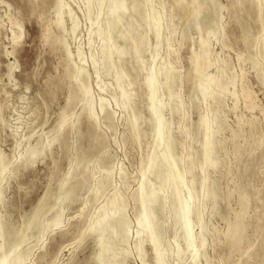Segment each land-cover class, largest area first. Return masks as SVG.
I'll use <instances>...</instances> for the list:
<instances>
[{"label":"rangeland","instance_id":"rangeland-1","mask_svg":"<svg viewBox=\"0 0 264 264\" xmlns=\"http://www.w3.org/2000/svg\"><path fill=\"white\" fill-rule=\"evenodd\" d=\"M57 1L58 5L63 2L61 5L64 6L65 11L63 13L65 29L61 33L55 24L54 0H3L0 3V151L6 155V160L13 156L21 160L26 159L21 163L22 165L13 168L11 172L8 171L2 183L0 198L2 215L20 231L27 216L36 207L42 195L48 191L47 200L54 207L45 211L42 220L51 217L58 206L56 204L60 193L58 186L69 166L76 160V135L69 129L68 120L73 121L79 117V128L83 132L80 144L83 148L92 150L73 172L78 177L85 172L89 180L75 188L74 193L61 203L62 217L59 224L47 223L42 234L29 235L20 244L19 249L22 251L32 247L27 263L94 264L91 257L98 248L97 237L87 235L86 227L95 217L97 208L104 204L115 189L117 191L119 189V193L125 198V212L130 226L125 242L117 237L116 248L118 251L129 250L125 262L127 264H155L150 244H144V261L139 257L136 248V241L141 235L136 233L138 207L133 193L138 186L142 165L154 150V128L150 120L151 110L144 76L151 65L155 52L153 49L156 46L151 30L153 15L151 12L159 10L163 15L162 31L153 65L160 67L157 68L162 72L164 66L171 64L180 74H178L180 78L173 83V90L180 95L184 103L183 108L175 113L165 107L163 119L172 124L175 151L181 158L179 163L181 170L185 166L187 154L195 153L194 173L197 180L195 192L199 194V189L202 191L198 181L204 175L208 185L215 187L216 202L212 203L208 198L203 210V221L207 230L204 235V254L201 253L198 263L264 264L262 2L252 0L256 10L251 11L249 18L251 36L246 43L242 40L239 22L234 17L235 12L232 7L234 0H210L209 10L201 19V28L196 29L191 26L188 35L183 38L181 32L187 25L189 10L181 12L176 0H151V3H145L143 11H148L151 17L148 15L139 28L142 34L144 29H147L145 31L147 46L142 52L144 63L141 68L133 63L134 69L130 74L138 69L136 83L129 86L134 97L131 102H124L120 100L112 72L106 67L99 68L95 72L91 56L95 52L97 62H100L99 58L102 57L101 40L96 34L92 36L90 32L98 25L106 23L104 17L94 23L96 14L104 13L105 5H100L99 0H92V8L87 13L85 0ZM71 17L78 23L75 33L70 31ZM11 20L20 22L21 28L13 25ZM173 25L176 28L174 33L170 32ZM209 29L212 30L209 35L212 65L207 68L206 73L218 74L223 71L225 81L232 80V83L228 84V88L217 99L208 98L209 100L204 101L198 90L193 88L196 77L192 56L199 50L200 38L206 37ZM12 31L16 34L15 39L12 38ZM89 38L92 39L90 44ZM60 39L70 51L69 61L66 60ZM118 42L122 43L121 40ZM12 49L13 53L6 54L7 50ZM78 49L82 53V59L77 56ZM78 67L86 71L84 75L87 77L91 91L90 119L95 121L94 125L85 116L84 101L75 90L74 73ZM159 75L158 78L163 79V75ZM245 89L250 91L248 104L243 92ZM160 91L162 92L163 89L161 88ZM71 92H75V97L67 105V98ZM163 98L165 100V95ZM102 104H105L106 109L111 112V120L103 116ZM134 112L145 120L140 126L143 134L139 139L134 136L130 124ZM215 112L222 124L221 129L218 131L213 129L211 134L218 143L214 156L217 163L213 167L203 165L205 167L203 168L204 157L201 148L204 133L203 126L198 125L197 120L200 115L205 114L211 119ZM63 114L66 116L63 117ZM60 126L65 127L64 140L51 142L56 129ZM94 136L101 138L92 148ZM39 146L45 148L44 153L30 161V150ZM237 149H239L238 154ZM158 150L162 151V148L159 147ZM103 157L109 159L105 165L101 162ZM165 167L161 169L159 175L168 172V167ZM105 168H112L111 183L106 184L98 196L93 198L91 194L95 180L100 178ZM118 168H123L124 178L119 176ZM151 173L147 171L146 176L157 182L159 178L155 179ZM183 193L186 194L185 189ZM242 206H244L242 219L246 223L245 238L236 249L231 250L224 242V232L228 224L233 221L235 212ZM170 207V202H167L164 215H159V218L165 221L162 234H159L161 242L163 240L161 245L172 249L181 245L183 248L185 242L181 239L182 231L176 228V232L172 227V219L168 213ZM194 226L193 231L198 240L200 229L196 222ZM185 254L181 253L184 264H190L192 256L189 252ZM175 256L173 254L167 256V261L170 264H177L178 257Z\"/></svg>","mask_w":264,"mask_h":264},{"label":"bare ground","instance_id":"bare-ground-1","mask_svg":"<svg viewBox=\"0 0 264 264\" xmlns=\"http://www.w3.org/2000/svg\"><path fill=\"white\" fill-rule=\"evenodd\" d=\"M150 1L151 0H99V4L105 5L106 9L104 13L98 12L96 14L94 23L101 17H104L106 19V23L101 26L98 25V27L90 32L91 35L96 34V36H98V38H100L101 40L100 53L102 54V57L99 58L100 62H97V60H95V52L91 54L94 62L95 72L97 71V69L102 67H106L109 71L112 72L116 80L117 88L119 90L120 100L124 102H131L134 97L132 88H130L129 86L136 83L138 69L134 73L130 74L131 70L134 69L133 63H135L138 68H141L144 63L142 52L147 46V37L145 32L147 29H144V34H142L140 33L139 28L140 26H142V21L146 20V17L149 15L148 11H143V6L145 5V3H149ZM258 1L262 2L264 13V0ZM2 2L3 0H0V3ZM54 2L56 11L55 24L59 32L61 33L62 31H64L63 29H65L63 17V13L65 12L63 8L64 6L61 5L63 2H61V4L59 5L57 0H54ZM176 2L177 7L178 9H181V12L182 10H189V19L187 20V25L181 32V36L183 38L188 35V30L191 26H194L196 29L201 28V19L204 15L207 14L209 10L210 0H176ZM85 3L86 12L89 13L93 4L92 0H85ZM232 7L235 12L234 17H236L242 29V40L244 43H246L249 41L251 36L249 18L251 17V11L256 10L254 8L256 7V5L254 6V2L252 0H234V2L232 3ZM99 9L101 10V7ZM103 9L104 8L102 7V11ZM151 13L153 14L152 17L149 15L152 18L151 30L153 31L155 37L156 46L153 49L155 52L152 57L151 65L144 76V84L147 89L149 107L151 110L150 120L151 123L153 122L154 128V150L152 155H150V157H147L148 159L146 160V162H143L144 164L142 165L138 186L133 193V198L138 207L136 211L138 228L137 230H135L138 235H141V238L139 240L138 238L136 239L138 240L136 241V248L138 250L139 257L143 261L145 258L143 247L145 243H148L153 249V258L155 264H170L167 261L166 257L172 254L178 257L177 264H184V259H182L181 257L182 252H184V254L185 252L190 253V255L192 256V262L190 264H199V256H201V253L204 254V235H206L205 230H207L203 221V210L207 205L206 203L208 201V198L212 200V203L216 202L214 192L215 187H213L212 185H208L207 178L204 175L200 178V181H198V183L200 184L199 186L202 188V191L201 189H199V191L202 194L200 192L199 194L195 192L194 188L197 183L194 173V168L196 167L195 153H188L185 159V166L182 167V170L179 168L181 158L178 157L175 151V141L173 136L174 133L172 130V124L170 121H166L163 119V111L165 107H168V109L172 113H175L183 108V100L181 99L180 95L175 92V90H173V83L177 78H180V74L177 73V71L171 64L164 66L162 72H160V69H158L160 67L157 66V68L155 65H153L158 53L157 44L160 43L159 41L161 38L160 36L162 31L161 25L163 15L161 12H159V10ZM71 19L72 24L70 25V31L71 33H75L78 23H76L77 21L75 22L72 17ZM11 23L18 28H21V24L17 20H11ZM175 29L176 28L173 25L170 32L174 33ZM211 33L212 30L209 29L206 32L207 36L205 35L206 37L200 38L199 50L194 52L192 56L193 70L196 77V84H194L193 88L194 90H198L204 101H206L205 99L208 98L217 99L219 95L222 92L224 93V91L228 88V84L232 83V80L225 81L223 71L218 74L206 73L207 68L212 65L209 47V35H211ZM12 35V38H14V36L16 35L14 31H12ZM91 35L89 36L91 37ZM166 37L168 38L167 35ZM92 39L88 41L89 44L91 43ZM118 40H121L122 43H119L120 41L118 42ZM60 41L62 42L61 39ZM62 45L66 55V60L69 61V58H71L70 51L63 42ZM9 53H13V49L10 51H6V54ZM77 56L82 59V53L79 49L77 50ZM96 57L98 58V55ZM85 72L83 71V68L78 67L76 73H74V79L76 81L75 90L77 94H80L81 99L84 101L83 107L85 116L92 123V125H94L95 121L93 122L90 119L91 91L86 79L87 77H85L84 75ZM159 74L163 75V79L158 78V76H160ZM127 76L129 77V79H127ZM161 88L163 89L162 92L160 91ZM243 92L247 102L248 98L250 97V91L245 89ZM232 94L233 96L235 95L234 90ZM164 95L165 100L163 98ZM74 97L75 92H71L67 98V105L72 102ZM95 101L96 100H94V102ZM100 102L102 103V101ZM246 104H248V102ZM101 106L105 119L111 120V112L106 109L105 104H102ZM64 116L66 115L63 114V117ZM91 118L93 120V117ZM144 121L145 120L135 112L130 118L131 129L137 139H139L143 134L140 126ZM197 121L198 125L203 126L204 133L201 148V154L204 157L202 166L204 165L205 167H213L217 163L214 156L217 152L218 143L212 138L211 134L213 129H216L217 131L221 129L222 124L219 121L216 112L213 118L211 117V119L210 117L208 118L205 114L200 115ZM78 122L79 117L75 118L73 121L68 120L69 129L73 130L76 135V160L69 166L58 186V189L60 191V193H58L56 202L58 206L54 209L51 217L47 220H42V215L45 213V211L53 209L54 207V205H50L47 200L48 191L42 195L36 207L33 209L30 215L27 216L20 231L16 230L11 222L8 221L0 212V264H29L27 263V259L32 253V247H28L27 249L22 251L19 249L20 244L29 235H33L36 233L38 235L42 234L44 230L43 228L47 223L58 225L62 217L61 203L74 193L75 188L81 185L84 181L89 180V176L85 172H83L80 177L73 174L75 169H77V167L83 163V161L92 151L91 149L89 150L83 148L80 144L83 132L79 128ZM64 129L65 127L63 126H60L58 129H56L53 136V141L51 142H62L64 140ZM100 138L101 136H94L92 138V145L90 143L92 148L95 147ZM159 147L162 148V151L158 150ZM44 151L45 148L43 146L31 149V156L29 157V160L32 161L37 156L42 155ZM236 153H239V149L236 150ZM25 160H21L20 158H17V156H13V158L6 160V155H4V153L0 151V198L1 186L6 177V174L9 173L8 171L11 172L13 168L20 166V164ZM108 160V157H103L101 162L105 165ZM165 166L168 167V172L166 173L167 175H159L161 169ZM204 166L203 168H205ZM122 169H119V176L121 178H124L125 172ZM147 171H151L154 175L153 177L155 179L159 178V180L157 182H153V180H150L146 176ZM112 173V168H105L100 178L95 180V186L93 187L91 194L93 198H96L98 196L100 190L106 184L111 183V178L113 176ZM68 174L71 175L68 177ZM184 189L186 190V194L183 193ZM124 199L125 198H123L119 193V189L118 191L115 189V191H113L107 197L104 204L100 205L97 208L95 217L92 218L93 220H90L86 227L85 232H87V235H96L97 237V240H95L97 241L98 248L96 253L91 257V260L94 264H127L125 262L129 255V250L122 249L121 251H118L116 248L117 237H120V240L125 242L129 234L130 221L125 212L126 203ZM167 202H170L171 204L168 213H170L169 216H171L172 219V227L175 228V231L176 228H179L180 231H182L180 233L182 234V238H180L185 242V246L183 248L181 247V245H177L178 247L173 249L169 246L165 247L161 245L163 240L161 242L159 234H162V229L165 226V221L164 219L161 220L159 218V215H164L163 212L165 210ZM243 210L244 206H242L235 212L233 221L228 224L227 229L224 232V242L229 245V248L231 250L236 249L242 242V240L244 241L245 238L244 231L246 223L242 219ZM194 221L200 229L198 232V240L196 237L197 235L193 231V227L195 228ZM180 234L178 235L180 236Z\"/></svg>","mask_w":264,"mask_h":264}]
</instances>
